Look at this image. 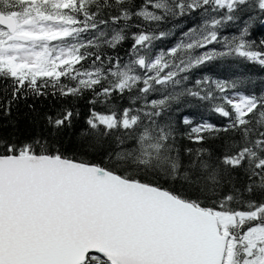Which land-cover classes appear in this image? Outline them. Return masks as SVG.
Listing matches in <instances>:
<instances>
[{
	"label": "snow or ice",
	"instance_id": "snow-or-ice-1",
	"mask_svg": "<svg viewBox=\"0 0 264 264\" xmlns=\"http://www.w3.org/2000/svg\"><path fill=\"white\" fill-rule=\"evenodd\" d=\"M230 58L264 0H0V128L39 127L0 131V264H264V87L195 75Z\"/></svg>",
	"mask_w": 264,
	"mask_h": 264
},
{
	"label": "trees",
	"instance_id": "trees-1",
	"mask_svg": "<svg viewBox=\"0 0 264 264\" xmlns=\"http://www.w3.org/2000/svg\"><path fill=\"white\" fill-rule=\"evenodd\" d=\"M198 17L188 18V19H181L178 21V23L183 24L184 30L186 31L188 27H191L193 24V20H198ZM171 27V24L169 25ZM175 32V35L169 37L167 40H165L163 43L160 41H157L156 43L162 47L167 48L174 45L179 37H180V30L178 28L173 29ZM235 32V28L225 29L223 31L224 35H231ZM127 47V45H125ZM233 73H242L243 75L250 77L252 81L255 83H249L246 85V87L252 89H260L261 87H264V69L259 68V66H254L251 64H241L239 61H236L234 59H227V60H217L213 63L209 64L207 67L198 70L195 75L196 77H200L203 75H209L216 79H233L235 78L233 76ZM29 103H32V101H29ZM56 104V106H59L58 102L53 101L52 99H48L46 101L40 102L37 105L38 111L48 110L50 105ZM99 107V106H98ZM76 108L80 111L81 116L77 119L75 122V127L71 130V141L72 145L75 146V142L79 136L80 131L84 127V120L86 119V115L89 109V105L86 100H81L76 103ZM189 114H195L194 119L199 121L200 119H206L209 122L216 123V124H222L223 118H220L217 115L212 114L210 111L205 110L203 108H195V107H187L182 108L181 112L178 114V116L182 117L183 115H189ZM34 113H30L26 106H21L18 110H13V116L11 117L12 121L16 124V129H13L11 127L8 128H0V131L9 133L12 131L18 130V132L21 135H29L33 133L34 131H38L39 127L34 124L33 117ZM7 123V120H5L2 117V114H0V125H4ZM67 143V140H66ZM185 144H187V141H184ZM211 143V141L209 142ZM195 146V145H193ZM71 150V149H70Z\"/></svg>",
	"mask_w": 264,
	"mask_h": 264
}]
</instances>
